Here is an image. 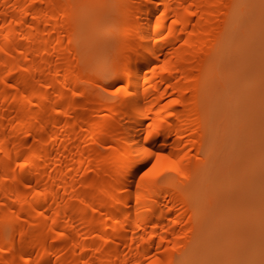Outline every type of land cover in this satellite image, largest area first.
Returning <instances> with one entry per match:
<instances>
[{"label":"bare ground","instance_id":"bare-ground-1","mask_svg":"<svg viewBox=\"0 0 264 264\" xmlns=\"http://www.w3.org/2000/svg\"><path fill=\"white\" fill-rule=\"evenodd\" d=\"M0 264H264V0H0Z\"/></svg>","mask_w":264,"mask_h":264},{"label":"rangeland","instance_id":"rangeland-1","mask_svg":"<svg viewBox=\"0 0 264 264\" xmlns=\"http://www.w3.org/2000/svg\"><path fill=\"white\" fill-rule=\"evenodd\" d=\"M111 75H112V74H111ZM109 76H110V74H109ZM104 77H106V75H105ZM108 79H110V78H108ZM92 93H93L94 95H98V93H100V89H99L98 87H96Z\"/></svg>","mask_w":264,"mask_h":264}]
</instances>
